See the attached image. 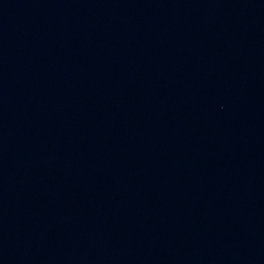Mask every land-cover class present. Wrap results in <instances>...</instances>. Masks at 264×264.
Instances as JSON below:
<instances>
[{
  "label": "water",
  "instance_id": "1",
  "mask_svg": "<svg viewBox=\"0 0 264 264\" xmlns=\"http://www.w3.org/2000/svg\"><path fill=\"white\" fill-rule=\"evenodd\" d=\"M0 264H264V0H0Z\"/></svg>",
  "mask_w": 264,
  "mask_h": 264
}]
</instances>
